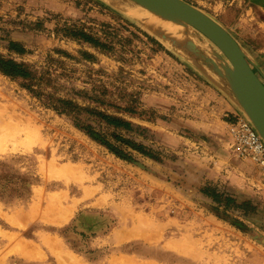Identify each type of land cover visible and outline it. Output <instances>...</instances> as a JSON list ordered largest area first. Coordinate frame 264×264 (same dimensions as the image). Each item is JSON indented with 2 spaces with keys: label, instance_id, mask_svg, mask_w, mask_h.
I'll return each mask as SVG.
<instances>
[{
  "label": "rangeland",
  "instance_id": "374dc122",
  "mask_svg": "<svg viewBox=\"0 0 264 264\" xmlns=\"http://www.w3.org/2000/svg\"><path fill=\"white\" fill-rule=\"evenodd\" d=\"M184 1L264 74V0ZM177 25L170 47L102 0H0V55L32 72L0 71V264H264V172L236 152L232 64Z\"/></svg>",
  "mask_w": 264,
  "mask_h": 264
},
{
  "label": "water",
  "instance_id": "95a60500",
  "mask_svg": "<svg viewBox=\"0 0 264 264\" xmlns=\"http://www.w3.org/2000/svg\"><path fill=\"white\" fill-rule=\"evenodd\" d=\"M169 20L191 26L215 43L231 62L227 78L245 112L264 138V81L238 41L218 22L184 0H135ZM219 57L224 59L219 54Z\"/></svg>",
  "mask_w": 264,
  "mask_h": 264
},
{
  "label": "bare ground",
  "instance_id": "6f19581e",
  "mask_svg": "<svg viewBox=\"0 0 264 264\" xmlns=\"http://www.w3.org/2000/svg\"><path fill=\"white\" fill-rule=\"evenodd\" d=\"M102 1H104L108 5L115 7L120 12L124 13L131 19L138 22L148 32L160 38L164 42L165 45L167 44V46L172 47L175 45L174 43L181 44L182 41L185 38H187V34L185 33V31H183L185 29H181V27L177 25V23L171 20L169 21V20L163 19L159 15L157 16L147 11L135 9V7H131L128 4L122 3L120 0H102ZM246 115L252 121V119L247 113ZM252 123L253 125H255L253 121ZM259 133L262 136L261 132Z\"/></svg>",
  "mask_w": 264,
  "mask_h": 264
},
{
  "label": "built area",
  "instance_id": "2783aa9c",
  "mask_svg": "<svg viewBox=\"0 0 264 264\" xmlns=\"http://www.w3.org/2000/svg\"><path fill=\"white\" fill-rule=\"evenodd\" d=\"M235 138L236 152L245 159L254 160L264 172V138L247 116H236L229 123Z\"/></svg>",
  "mask_w": 264,
  "mask_h": 264
},
{
  "label": "trees",
  "instance_id": "16d2710c",
  "mask_svg": "<svg viewBox=\"0 0 264 264\" xmlns=\"http://www.w3.org/2000/svg\"><path fill=\"white\" fill-rule=\"evenodd\" d=\"M15 43H12L11 45V51H17L19 53H24V50L16 48ZM0 71L3 72L5 75L10 77H23V78H29L32 75V72L29 70L28 65L26 64H19L16 63L14 60H8L5 59L3 56L0 55ZM255 71L259 74L261 79L264 81V74L263 72L256 67ZM118 123V122H115ZM129 125V124H128ZM92 136H94V132H89ZM116 151V150H115ZM120 154L124 155V157H129L126 154H123V152H119Z\"/></svg>",
  "mask_w": 264,
  "mask_h": 264
},
{
  "label": "crops",
  "instance_id": "0c3cea01",
  "mask_svg": "<svg viewBox=\"0 0 264 264\" xmlns=\"http://www.w3.org/2000/svg\"><path fill=\"white\" fill-rule=\"evenodd\" d=\"M219 93L222 94L219 101L223 108V112L227 114L236 112L238 109H237L236 103L234 102V99L231 95L232 93L229 90V88L223 85L222 87H220Z\"/></svg>",
  "mask_w": 264,
  "mask_h": 264
}]
</instances>
